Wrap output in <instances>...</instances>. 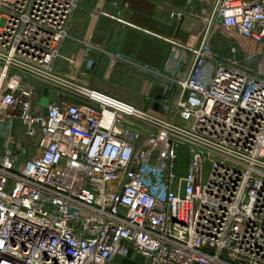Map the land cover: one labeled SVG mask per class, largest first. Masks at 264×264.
Instances as JSON below:
<instances>
[{"label":"built area","instance_id":"obj_1","mask_svg":"<svg viewBox=\"0 0 264 264\" xmlns=\"http://www.w3.org/2000/svg\"><path fill=\"white\" fill-rule=\"evenodd\" d=\"M202 2L156 112L55 69L79 0H0V264H264V0Z\"/></svg>","mask_w":264,"mask_h":264},{"label":"crops","instance_id":"obj_2","mask_svg":"<svg viewBox=\"0 0 264 264\" xmlns=\"http://www.w3.org/2000/svg\"><path fill=\"white\" fill-rule=\"evenodd\" d=\"M204 6L202 0H79L69 22L68 38L60 48L64 58L55 62V69L142 108L156 79L143 73L140 66L168 76L175 74L179 57L170 51L165 40L189 44L195 36L183 30V19L173 21L170 14L180 11L184 18L196 20L194 16ZM99 11L108 16L98 15ZM84 39L94 47V66L87 72L78 61L71 70L64 59H74ZM165 89L157 84L155 100L163 102Z\"/></svg>","mask_w":264,"mask_h":264},{"label":"water","instance_id":"obj_3","mask_svg":"<svg viewBox=\"0 0 264 264\" xmlns=\"http://www.w3.org/2000/svg\"><path fill=\"white\" fill-rule=\"evenodd\" d=\"M181 27L183 28V30L187 31L189 34L196 35L198 30H199L200 24L197 20H193L191 18L185 17L181 21ZM88 71H90V70H87V72ZM157 84H158V81L157 80L154 81L151 92L149 93V95L145 101V104L142 107V109L144 111L147 109H151V110L156 111V112H161V111L164 112V110H165V107L162 106L161 103L159 101L155 100V98H154V92H155V88H156ZM47 95H48V91H47V89H44L43 97L39 103L40 106L45 107L49 101H55V99H56V93L55 92H52L49 95V97H47ZM163 101H164V99H163ZM44 115H46V109L44 110ZM130 254H131V251H129V256H130ZM114 262L117 264L129 263L127 260H122L121 257L118 255L115 256ZM142 262H143V259L140 258L139 263H142Z\"/></svg>","mask_w":264,"mask_h":264},{"label":"rangeland","instance_id":"obj_4","mask_svg":"<svg viewBox=\"0 0 264 264\" xmlns=\"http://www.w3.org/2000/svg\"><path fill=\"white\" fill-rule=\"evenodd\" d=\"M230 44H228V43H226L222 38H218V40H217V43H216V49L222 54H226L227 53V50H228V46H229ZM65 61V60H64ZM66 62V61H65ZM166 90V93H167V89H165ZM118 92H119V90H118ZM165 93V94H166ZM137 100H141V96L139 97V96H137V97H135ZM154 98H156L155 97V95H154ZM162 105V104H161ZM180 157H181V161L183 160V161H186V159H187V155L185 154V152H182L181 154H180Z\"/></svg>","mask_w":264,"mask_h":264}]
</instances>
